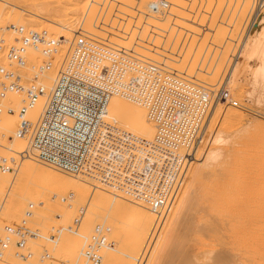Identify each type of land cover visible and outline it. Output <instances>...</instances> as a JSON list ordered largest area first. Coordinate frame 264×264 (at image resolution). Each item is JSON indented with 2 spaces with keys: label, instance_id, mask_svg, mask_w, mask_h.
<instances>
[{
  "label": "rangeland",
  "instance_id": "374dc122",
  "mask_svg": "<svg viewBox=\"0 0 264 264\" xmlns=\"http://www.w3.org/2000/svg\"><path fill=\"white\" fill-rule=\"evenodd\" d=\"M4 1H6V0H0V24H3V25L16 24V25H20V26H22L28 30H34L37 32L46 31L49 38L60 37L58 33L61 31V33H63V34L60 33V35L65 37V41H70L71 38L75 34H79V33H88V34L96 35L99 37H106V35H107V36H109V40L111 38V40L109 41L110 43H112L115 46L121 47L123 49H131L132 51L137 53V55H139V57H141L140 54L142 52L144 53V51H146L148 53L149 51H147V50H152L153 53L149 52L150 54L146 55L145 57L148 56V58L149 57H150V59L152 58L153 60L157 61V63L163 64L166 67V69L170 70L171 72H173L176 75H179L183 78H186V79H188V80H190L196 84L202 85L205 88H207L208 90L210 89L209 91H211L213 102L215 100L216 95L218 94L217 89H220V86H221V85H218L219 82H220V84H223V82L225 80H228L231 78L230 79V86L227 89L229 91L230 105L227 104V105L219 106V104H218V106L215 108V110L213 109L214 111L212 112V116H211L209 125L207 126V128L208 127L211 128L212 124H213L214 130H215V128L223 130V136L225 137L226 142L224 141L225 143L223 142L219 146L212 147V146H210V143L207 142V137H205L206 142H204V143L202 142V140L204 139L203 137L205 135V133H204V135L202 136V138L200 140V144H199L197 151L198 150L200 151L201 149L202 150L200 152H203L204 151L203 149H205V150H207V149L216 150L217 157H215L214 160H208L209 162H207L204 166L202 165L200 167V161L195 162V160H197L196 156L199 155L198 153H200V152H198L194 156L195 158H193V163H191V167H190L191 171L188 174V177L186 180L187 181L186 185H184V188L181 190L179 196L173 202L172 206L170 207L171 209L170 210L168 209V212L165 216L166 218L164 219V222L161 225L162 227L160 228V231L158 232L157 235H155L156 231H157V229L155 228V225L157 223L156 216H155V219L153 220V223H151V225H148V226L140 225V223L143 220L142 218L145 215H147V213H149L148 209H146V207H144V206L142 207V205H139V204L137 205V204L131 203L121 196H118V197L113 196L112 197V195L109 194V192H107L105 190L98 189V188H92V186L88 182L83 181L87 185H85L84 183L82 185V183H81L82 180H80V183L78 181L79 184H77V180L74 182L75 179L72 180L70 177H69L70 181L68 182V179L65 178V174H63L65 180L62 181L61 184H60V182L57 181L58 184H56L55 181L54 182L52 180L50 181L48 176H47L48 173L55 172V171L51 170L47 167H44L42 165H38L37 166L38 168L35 171H29V172L25 173V175H23V176H20V175L17 176L15 185L13 186L12 189H10L11 190L10 194H13V195H11V196L9 195L8 199L6 201H4L5 205H4V209L2 212V219L5 222L10 223V224H18V223H20L21 219L23 218V215H24V212L27 208V205L29 203L34 204L33 216L30 219L29 227L32 230H37L40 237L36 241H32L28 244V248L33 253V259L30 261L31 264H53V262H39L38 256L44 250H47L49 253H52V255L55 259H57L58 256H60V258H61V259L59 258L60 261L62 262V258H63V260H64L63 263L67 262L66 264H73V261L74 262L80 261L81 250H82L81 244H83L82 241H84L91 234L94 226L97 224H104L110 228L108 238L110 239V241H113V243H115V244H114V249H112L113 251L110 250V251L105 252V254L107 253L106 256H108L110 254V257L109 256L105 257V259L111 260V258H112L113 264H121V263L123 264L124 263L123 260H125L127 257L128 258L132 257L133 259H135L134 264H141V263L142 264H169V263L170 264H172V263L173 264H188V262L193 264V263H195V261L194 260H192V262H191V260L188 261L186 259V258H188V257H186V255L188 256V254L190 252H193L194 250L196 251L197 254L195 253L194 254L195 256H193V258H191V259H195L198 264H202L203 261H204V264L205 263L207 264L208 262H209L208 264H211L210 263L212 260V259H210L211 256H213L214 258L219 257V258H221L222 261H223V259L228 261L226 255H225L226 252L231 251V248L233 249L234 246H236V241H235L236 237H234L233 235H231L232 237L230 236V234L233 233V231H231L233 223L234 222L236 223V221L238 222V220H241L244 217V215H245V217L242 219L243 221L248 222V220H249L251 224L256 223V225L254 224V225H251L249 227L252 234H257V233L263 234L264 233V227H263L264 222L258 220V219L263 218V221H264V217H262L264 215V189H263L264 188V183H263L264 182V178H263L264 177V175H263L264 174V169H263L264 146L262 145V144H264V133H263V131H264V80L259 76L256 77L253 73L257 67V59L254 57V55L252 56V54L251 55L248 54L245 56L242 55L241 57L238 56L240 53L239 51H242L245 44L249 45L255 41L257 30L254 29V27L252 30L253 31L252 36L245 37L243 39V41L241 42L242 30H243V26L245 25V22L247 21L249 13L251 12V9H264V0H119V1L118 0H109V2H108V0H33V1L32 0H26L27 2H25V0H23V1L22 0H8L10 3H12V6L10 8H5V7L3 8ZM138 1H140V2H138ZM127 2H128V5L130 3L129 7L127 5ZM153 2L156 3V6ZM174 2H176V3H174ZM148 3H150L151 5L150 4L148 5ZM163 3H167L168 7H169L165 13L160 12V9H161V6H163ZM123 4H124V6H123ZM152 5H154V7L150 8V6H152ZM145 6L147 7V9ZM148 6H149V8H148ZM94 8H95V10H94ZM96 8L98 11L96 10ZM126 9H127V11H126ZM135 9H137V10H135ZM25 10H27L28 13L26 11V14H25L24 13ZM152 10H153V12H152ZM29 11H32V12H29ZM34 11L37 12V14H39L38 15L39 17L41 16L40 18H43L45 20L39 19L37 21V19H35V17L30 15V13L33 14ZM108 11L110 13H107ZM132 12H133V14H132ZM258 12L259 11H257V13ZM130 13H131V15H130ZM34 14L37 15L36 13H34ZM58 14L59 15L61 14L63 17V19H62L63 20L62 22H64L63 26L70 28L71 30H66L63 26L60 27V26L55 25L57 23V22H55L56 19H59V18H57ZM106 14L108 15L107 17H106ZM122 14H123V16H122ZM140 14L142 15L141 18L139 17ZM146 14H147L148 18L146 17ZM104 15L106 18L104 17ZM133 15H134L135 19H134V17H132ZM257 15H258L257 18L259 19V22L264 20V10H263V13L261 15V16H263V18H261L259 14H257ZM44 16L49 17V18H44ZM255 16H256V14H255ZM50 17H52V18H50ZM145 17H146V20H145ZM54 18H56V19H54ZM127 20H128V22H127ZM133 20H134V24H133ZM57 21L60 22L59 20H57ZM143 21H145V22H143ZM169 21L170 22L172 21V23H169ZM168 26H169V28H168ZM92 27H93V29H92ZM156 27H157V29H156ZM163 28H164V30H163ZM122 29H123V31H122ZM161 30H162V32H161ZM3 33L4 34L2 36L4 37V39H6V41L10 42L12 40L11 39L12 37H10L11 33H9L8 31H5ZM124 36H126V37H124ZM217 41H218V44H217L218 46H224L225 45L227 47L226 51L228 50V48H230V50L225 52V54L223 55V57L221 58V60L218 63V68H219L218 74H217L218 77L215 76L213 78L212 73H210L209 76H207L205 74V71H209L211 69V68L209 69V67L213 64L212 62L216 59L215 54L218 52V48L215 51L216 53H214V59H211L210 54H212V51H213L214 47L216 46L215 44L217 43ZM234 42H236V43H234ZM240 42H241V44H240ZM147 48H149V49H147ZM209 49H210V53H209ZM207 50H208V52H207ZM231 50H232L234 57L233 56L231 57L229 55L231 53ZM188 51H190V52H188ZM146 52H145V54H147ZM191 52L196 53L197 58L195 56L196 54L195 55L191 54ZM143 53L141 55L144 56ZM160 54H163L165 59L163 57H161L162 59H160V56H158ZM225 55H227V56H225ZM224 56L227 58L225 59ZM228 57H231V58L228 59ZM27 58H28L29 65H35V64H39L41 62V58L38 55V52H35V51H29ZM206 58L208 59V61ZM209 59L212 61H209ZM205 62H206V64H204ZM232 62L235 64V66H233V67H231ZM200 64H201V66L203 64L204 65L202 67H199ZM0 65L1 66L7 65V62L4 58V56L1 54H0ZM221 65H223V66H221ZM55 66H57V61L55 63ZM230 67H231V69H230ZM53 71H54V69L49 71L50 72L48 75L49 77L51 76ZM212 79H214V82H210V80H212ZM45 80H47V79L45 78ZM214 89H215V91H214ZM11 98H13V97L8 96L6 98V100L3 102L5 106H12L11 104L13 102H11ZM115 99L117 101L119 98H115ZM109 108H112L111 103H110L108 109ZM13 109L16 111L18 110V108H14V107H13ZM122 109L123 110L120 112V115H121L120 119L121 120L118 123L119 125L116 123L114 125L122 128L123 130L130 132V133L133 131L132 134L135 133L134 135L141 137L145 140H151L153 138V135H154V127L149 122V120L146 118L144 111L139 106H137L136 104H132V103L126 102L124 100H123ZM111 116L112 115L106 114L107 122H109V119ZM213 122L214 123L216 122L215 123L216 127H215ZM125 126H129V127H125ZM0 127H5L6 129H9L11 131H15V119H14V117H6V116L0 117ZM213 128H211V129H213ZM129 129L130 130L133 129V130L130 131ZM9 137H11V135L7 136L5 139H2V137H0V144H5L6 146L10 147L11 145L6 144L10 141V140L8 141V139H7ZM3 140H5L6 143H4V142L2 143ZM255 141H256V143H255ZM10 148H12V147H10ZM216 148H218V150ZM6 152L0 148V155H5L8 157V155H6L7 154ZM258 152H259V154H258ZM239 154L241 156H239ZM201 155L202 154L200 153L199 158ZM260 156H261V158H260ZM237 157H238L239 161L241 160L240 161L241 163L238 160H236ZM235 160H236V162H239V163L236 164ZM261 162H262V164H261ZM29 163H32V162L29 161ZM29 163H26V164H29ZM239 164H241V166ZM258 165H259V167H258ZM235 166H237V167H235ZM240 167L243 170H241ZM239 168H240V170H239ZM255 168H258L260 170L258 171V169H255ZM228 170H229V172H228ZM235 170L239 171V173H237V172L235 173ZM232 171H233V174H232ZM242 171L244 172L243 174H242ZM194 173H195V175L197 173L198 176L197 175L194 176L193 175ZM258 174H259V176H258ZM244 175H245V177H244ZM60 176H62V174ZM203 176H204V178H203ZM205 176H207V177L205 178ZM12 177L13 176L10 175V178H12ZM199 177H200L201 182H199ZM8 178L2 177L0 179L2 184H3V187H5L3 192L0 191V199L4 198V194L7 192V188H8V181L11 182V180H12V179L9 180ZM47 178L50 181V182L48 181V184H46ZM62 178H63V176H62ZM4 179L6 181L7 180L8 181L7 182L2 181ZM223 179H225V182ZM204 180H205V182H204ZM221 180L223 182H221ZM65 182H67L66 185L63 184ZM215 182H216V184H215ZM229 182H231L232 185ZM260 182H261V184H260ZM49 183L50 184L52 183V186L56 185L57 187L55 186L56 187L55 188L53 186L55 191H53V189L51 190L52 191V194H50L51 199L48 198V201H46L47 200L46 199L47 192H48L46 189L51 188ZM212 183H213V186H212ZM227 183H228V185L226 188ZM234 184L236 185V187ZM259 184L261 186H259ZM63 185L65 186L64 188H63ZM74 185L78 189L80 188V190H77V188H75ZM198 185H199V187H198ZM248 185H249V187H248ZM89 186H91V190L89 189ZM245 186L247 189H243V188H245ZM60 187H61V190L58 189ZM70 187H72L71 190L73 193H75L77 191L76 194H78V192H79V194L82 195L83 191H81V190L85 189L86 192L88 191V194L84 192V195H83L84 197L82 196V198L78 199V196H76V194L74 196V194L70 191H68L67 194L65 193L66 192L65 190H70V189H68ZM217 187L219 190L217 189ZM221 187L224 189V192L226 191L228 194L225 192L222 195L223 190L221 189ZM234 187H235V191L233 190ZM211 188H213L212 189L213 191L211 190ZM241 188H242V190H241ZM63 189H64V191H63ZM190 189L192 192L194 190L193 193H194L195 197L192 194V192H190ZM214 189H217L216 192L214 191ZM250 189H251V191H250ZM48 190H50V189H48ZM94 190H95V192H94ZM205 190L207 191L208 195H207ZM189 192H190L189 195L191 196V197H189L190 200H189V198L186 197ZM48 193H50V192H48ZM97 193L101 196H99ZM59 194H60V196H59ZM68 194H69V196H68ZM211 194H212V196H211ZM249 194H250V196H249ZM51 195L52 196L54 195V196L52 197ZM62 195H63V197H62ZM224 195L226 197H224ZM56 196H58V197H56ZM72 196H74L73 199H71ZM85 196L87 198L88 197L89 198L87 199V198H85ZM103 196H104V198H103ZM106 196H107V198H106ZM221 196H222V198H220ZM183 197L185 198V200H183ZM198 197H199V199H198ZM232 198H234V199H232ZM64 199H67V203L64 202L65 201ZM74 199H75V201H74ZM110 199H111V202H110ZM204 199H205V201H204ZM218 199H219V201H218ZM115 200H117L118 202ZM182 200L185 202V204H184V202H182ZM193 200H195V202ZM255 200H256V202H255ZM108 201H109L110 206L107 205ZM186 201L188 203H186ZM258 201H259V204H258ZM181 202H182V204H181ZM218 202H220V203L218 204ZM176 203H177V205H176V207H174V205ZM237 203H238V205H237ZM190 204H191V206H190ZM228 204H229V207H227ZM230 204L233 206V208H232V206H230ZM248 204H249V207H248ZM252 204H253V206H252ZM49 205H50V207H49ZM210 205H211V207H210ZM221 205L223 206V208L221 207ZM107 206H108V208L109 207L110 208L108 209ZM194 206H195V208H194ZM218 206H220V207H218ZM250 206H251V208H250ZM259 206L260 207L263 206V207H261V209H260ZM48 207L51 208L52 211L49 210ZM81 207L84 210L87 209L85 211L86 214L83 211V217L85 216L86 218L84 217V219H83V217H82L81 222L79 223L78 227L72 228V221H73L74 217L76 216L77 210ZM217 207H218V210H220V214H219V211H217ZM66 208H67V211H65ZM103 208H104V210H103ZM136 208H138V209H136ZM140 208H142V209H140ZM181 208L183 210H181ZM186 208H188V210ZM213 208H215V210H213ZM122 209H123V212H122ZM173 209L175 212L173 211ZM203 209H205V210H203ZM224 209L227 210V212L224 211ZM255 209H256V211H255ZM89 210H90V212H88ZM129 210L131 211L132 214L130 213ZM138 210H139V213H138ZM180 210H181V212H180ZM186 210H187V213H186ZM238 210H239V212H238ZM49 211H51V214ZM127 211H129V213ZM135 211L137 214L135 213ZM195 211L196 212L198 211V213H195ZM222 211H223V213H222ZM229 211H230V213H229ZM233 211H234V213H233ZM110 212L113 214L110 215ZM144 212H146V213H144ZM172 212H173V214H172ZM184 212H185V214H184ZM212 212H213V214H212ZM247 212H250V214L249 213L247 214ZM257 212L259 213V215L256 214ZM261 212H262V214H261ZM91 213H92V215H91ZM179 213H182L184 217L182 216V214L180 216ZM227 213H229V215ZM47 214H48V216H46ZM94 214H95V216H94ZM169 214L171 216H169ZM203 214L206 216H203ZM207 214H208V216H207ZM217 214L219 215V217ZM241 214H242V216H240ZM122 215H124V216H122ZM132 215H134L133 218L132 217L130 218V216H132ZM136 215H138L139 217ZM176 215H178V216H176ZM255 215H256V217H255L256 221L254 219ZM260 215H262V216H260ZM116 216H118V217H116ZM128 216H129V218H128ZM185 216H186V220H185ZM190 216L192 219H190ZM215 216H216V218H215ZM220 216H221V218H220ZM228 216H230L229 217L230 219L227 218ZM257 216H258V218H257ZM63 217H64V219H63ZM119 217H121L122 220H120ZM124 217H125V219H124ZM177 217H181V222L179 223V221H180V218H179L178 224H177ZM210 217L212 220L211 219L209 220ZM137 218H138V220H137ZM139 218L141 219L140 222H139ZM174 219H176V222ZM182 219L184 221H182ZM95 221H96V223H95ZM212 221L215 223V225H214V223H212ZM228 221H229V224H228ZM109 222H110V224H109ZM185 222L186 223L188 222L187 226H186ZM210 222H211V224H210ZM224 222H225V225H224ZM182 223H184L183 224L184 226H182ZM208 224H209V226H208ZM216 224H217V226H216ZM179 225H180V227L178 228ZM192 225H193V227H192ZM219 225L222 227V231H221V227ZM230 225H232V226H230ZM261 225H262V227H261ZM58 226H61L62 230L59 234L61 237L59 236V238L57 239L58 240V242H57V240H52V238H50V236H48V235L51 232L50 230L53 229V227L55 228ZM141 226H143L142 232H144V228L147 227L146 228L147 230L145 229V233L148 234V232H149V235L145 234L143 239H145V238H147V239H145V240L142 239L141 240L142 244H139L140 240H139V238H136V237H138L139 231H140V234H142ZM112 227H113V229H112ZM122 227H123V229H121ZM187 227H188V230H187ZM191 227H192V231L190 230ZM214 227H215V229H214ZM228 227H229V229H228ZM252 227L254 230L251 229ZM257 227H258V229H257ZM259 227L262 229H260ZM81 228H82V230H81ZM118 228H120V229H118ZM138 228H139V230H138ZM202 228H203V230H202ZM207 228H208V230H207ZM218 228L220 230H218ZM225 228H227V229H225ZM116 229H118V230H116ZM154 229H155V232H154ZM165 229H167V230H165ZM182 229H186L187 231L182 230ZM198 229H199V231H198ZM132 230L133 231L135 230L133 232L134 233L133 236H132ZM164 230H165L166 235L164 233ZM228 230H229V232H227ZM171 231H172V233H171ZM201 231H202V233H201ZM204 231H206V232H204ZM74 232H76V233H74ZM83 232H84V234H83ZM135 232H137V234ZM192 232L194 234H192ZM223 232L225 233V236L223 235L224 234ZM203 233H206V235ZM220 233H221V235H220ZM202 234L204 237L202 236ZM81 236L83 237V239ZM165 236H167V237H165ZM180 236L183 239V240L181 239V241H180ZM187 236H189V237H187ZM222 236L224 237V239ZM227 236L231 237L230 242H229V240H227V238H228ZM127 237H129L131 239L134 238V240H137L136 243L134 240L131 241V239H129ZM160 237L161 238L163 237V238L161 239ZM175 237H176V241H175ZM207 237H208V240H207ZM70 238L72 240H70ZM167 238H168V241H167ZM201 238L204 239L203 242H202ZM66 239H67V241H66ZM232 239L235 241V242L233 241L234 242L233 247L231 246L232 245ZM64 240H65L66 244H64ZM76 240H79V241L76 243ZM49 241H52L53 244L49 243ZM55 241H56V243H54ZM73 241H74V244H73ZM125 241H127V243H129V244H127ZM130 241H131V243H130ZM133 241H134L135 245H134ZM144 241H146V242H144ZM162 241H164V242H162ZM172 241H173V245H171ZM174 241H175V243H178V244L175 245ZM205 241L207 243H205ZM143 242H144V244H143ZM168 242H169V244L171 242V244L169 245ZM181 242H183L184 245H181ZM226 242H228V243L226 244ZM132 243L134 246L132 245ZM137 243H138L139 247L144 246L143 247L144 252L141 256L134 253V251L137 252V249H138L136 247ZM229 243H230V245H229ZM60 244H62L64 247L61 246ZM162 244H163V248L161 247ZM191 244H194L193 247ZM131 245L133 246V248H132V251H130V253H132V252L133 253L128 254L129 253L128 249L130 250ZM185 245H187V246H185ZM202 245L203 246L205 245V248L203 247L204 249L201 248ZM206 245L208 246V248H206ZM59 246L63 247L62 250ZM172 246H174L173 247L174 250L171 248ZM176 246H177V248H176ZM190 246H191V249L193 251L190 249ZM199 246H200V249H199ZM67 247H69V248H67ZM142 247H141V249H142ZM210 247H211V249H210ZM222 247L224 248L223 252H222V250H223ZM194 248H196L197 250ZM56 249L57 250L60 249L63 252V255L62 254L58 255L61 251L59 250L60 252H58ZM123 249H124V251H123ZM12 250H13V252L16 251L15 248H13V249L11 248V250H9V252L5 255L4 258L0 259V264H24L21 260H17L14 257ZM119 250H120V253L118 252ZM125 250H126V252H125ZM171 250H172V252H171ZM178 250H179V252H178ZM210 250H215L214 252L216 254L215 253L212 254V252H209ZM66 251L68 253V254L66 253V255L72 254L73 258L70 255L68 257L66 256V258H65L64 252H66ZM79 251H80V254H78ZM121 251H122V254H121ZM158 251L160 253H162L161 256L159 255L160 253ZM181 251H183V252L180 253ZM218 251L220 253L222 252L223 254H221V255H224V256H221L220 253H218ZM71 252H73V253H71ZM116 253H118V254H116ZM166 253H168V254H166ZM174 253H175V255H173ZM209 253H210V257H209ZM105 254L103 252L102 257L105 256ZM126 254L128 256L124 257V256H126ZM179 254H180V256H179ZM217 254H219L221 257L217 256ZM256 254L257 253H255V255H253V261L254 262H252V264H264L263 255L259 256ZM117 255H118V257L116 258ZM136 255H137V258H136ZM183 255L185 257H183ZM177 256H179V257H177ZM171 257H172V259H171ZM176 257L179 258V260H177ZM222 257H224V258H222ZM103 258H102V261H103ZM59 259H58V262H60ZM183 259H185V260H183ZM237 259H239V260H237ZM237 259H236V262L238 264L244 263L241 260L242 258H237ZM69 260H72V262H70ZM110 260H109V262H110ZM150 260H151V262H150ZM229 260H231V258ZM61 262H60V264H61ZM112 262H111V264H112ZM166 262H168V263H166ZM199 262H201V263H199ZM102 263H104V262H102ZM105 264H107V261L105 262Z\"/></svg>",
  "mask_w": 264,
  "mask_h": 264
},
{
  "label": "built area",
  "instance_id": "2783aa9c",
  "mask_svg": "<svg viewBox=\"0 0 264 264\" xmlns=\"http://www.w3.org/2000/svg\"><path fill=\"white\" fill-rule=\"evenodd\" d=\"M168 8L163 3L160 12ZM263 10L251 9L241 42L252 36L255 14L259 11L263 18ZM4 30L11 33L10 42L2 36ZM109 41L107 35L79 33L65 41L19 25L0 27V54L7 62L0 65V115H16V130L7 139L24 140L28 150L13 161L0 155V176H14L19 162L30 154L41 165L146 207L157 218V235L168 209L186 185L213 98L204 86ZM29 51L38 52L39 64H28ZM59 53L63 56L56 76L47 83L44 75L54 68ZM26 69L28 75L23 72ZM130 74H136L137 81L130 79ZM8 94L20 96L17 111L4 106ZM114 97L134 101L145 110L154 127L151 140L107 122V109ZM215 98L219 106L230 105L227 89L220 90ZM38 104L36 118H27ZM3 205L2 198L0 259L14 246V256L30 264L33 253L28 244L40 237L29 227L34 205H27L18 224L2 219ZM82 217L81 207L72 228L78 227ZM61 230V226L53 227L48 236L57 240ZM109 232L108 226L95 225L83 241L80 261L73 264H101L103 252L114 249ZM38 257L39 262L59 264L47 250Z\"/></svg>",
  "mask_w": 264,
  "mask_h": 264
},
{
  "label": "bare ground",
  "instance_id": "6f19581e",
  "mask_svg": "<svg viewBox=\"0 0 264 264\" xmlns=\"http://www.w3.org/2000/svg\"><path fill=\"white\" fill-rule=\"evenodd\" d=\"M23 1V0H22ZM33 1V0H32ZM119 1V0H118ZM3 2V1H2ZM25 2H27L26 0H25ZM35 2V1H34ZM108 2H109V0H108ZM138 2H140V1H138ZM31 3V2H30ZM154 3V2H153ZM174 3H176V2H174ZM111 4V3H110ZM147 4V3H146ZM150 3H148V5H149ZM155 4V6H156V3H154ZM170 4V3H169ZM186 4V3H185ZM122 5V4H121ZM127 5H128V2H127ZM129 5H130V3H129ZM129 5H128V7H129ZM139 5V4H138ZM141 5V4H140ZM151 5V4H150ZM12 6V3H10L8 0H6V1H4V4H3V8L5 7V8H10ZM123 6H124V4H123ZM82 7V6H81ZM131 7V6H130ZM146 7V6H145ZM144 7V8H145ZM152 7H154V5H152V6H150V8H152ZM158 7V6H157ZM137 8V7H136ZM148 8H149V6H148ZM160 8V7H159ZM158 8V9H159ZM146 9H147V7H146ZM5 10V9H4ZM94 10H95V8H94ZM93 10V11H94ZM96 10H97V8H96ZM107 10V9H106ZM131 10V9H130ZM135 10H137V9H135ZM154 10V9H153ZM153 10H152V12H153ZM26 11L27 10H25V14H26ZM98 11V10H97ZM110 11V10H109ZM107 12V13H110V12ZM126 11H127V9H126ZM141 11V10H140ZM29 12H32V11H29ZM105 12V11H104ZM27 13H28V11H27ZM34 13H36L37 14V12H35L34 11ZM31 14L30 13V15H32L33 17H35V19H37V21L40 19V20H45V19H43V18H40L38 15L39 14H37V15H35V14ZM186 13V12H185ZM118 14V13H117ZM120 14V13H119ZM132 14H133V12H132ZM175 14V13H174ZM258 13H256V16H255V23H254V29H256L257 30V34H256V38H255V41L254 42H252V44H249V45H247V44H245L244 45V47H243V49H242V51H239L240 53H239V57H241L242 55L243 56H245V55H248V54H252V56L254 55V57L257 59V67H256V69L254 70V75L257 77V76H259V77H261L263 80H264V20L263 21H260L259 22V19L257 18V15ZM28 15V14H27ZM29 15V16H30ZM130 15H131V13H130ZM173 15V14H172ZM108 15L106 14V17H107ZM122 16H123V14H122ZM125 16V15H124ZM141 14H140V18H141ZM31 17V16H30ZM37 17V18H36ZM43 17V16H42ZM61 17V18H60ZM102 17V16H101ZM104 17H105V15H104ZM105 17V18H106ZM131 17V16H130ZM132 17H134V15L132 16ZM146 17L148 18V16H147V14H146ZM146 17H145V20H146ZM172 17V16H171ZM223 17V16H222ZM44 18H49V17H45L44 16ZM50 18H52V17H50ZM57 18H59V19H56V18H54V19H56V21L55 22H57L55 25L56 26H60V27H62L63 26V23L64 22H62L63 20V17H62V15L60 14H58L57 15ZM34 19V20H35ZM76 19V18H75ZM126 19V18H125ZM134 19H135V17H134ZM137 19V18H136ZM33 20V21H34ZM57 20H59L60 22H58ZM86 20V19H85ZM54 21V20H53ZM99 21V20H98ZM136 21V20H135ZM127 22H128V20H127ZM143 22H145V21H143ZM148 22V21H147ZM78 23V22H77ZM167 23V22H166ZM169 23H172V21L170 22L169 21ZM133 24H134V20H133ZM8 25H11V24H6V25H3V24H0V27H3V28H5V27H7ZM14 25H16V24H14ZM20 26V25H19ZM97 26V25H96ZM110 26V25H109ZM164 26V25H163ZM171 26V25H170ZM64 27V26H63ZM66 30H71L70 28H67V27H64ZM108 28V27H107ZM127 28V27H126ZM147 28V27H146ZM145 28V29H146ZM168 28H169V26H168ZM62 29V28H61ZM92 29H93V27H92ZM112 29V28H111ZM125 29V28H124ZM151 29V28H150ZM156 29H157V27H156ZM171 29V28H170ZM163 30H164V28H163ZM253 30V29H252ZM6 30H4L3 32H5ZM34 31V30H33ZM60 31V30H59ZM122 31H123V29H122ZM134 31V30H133ZM58 32V31H57ZM161 32H162V30H161ZM160 32V33H161ZM10 33V32H9ZM60 33H61V31L58 33L59 34V36L62 38V37H64V36H62V35H60ZM155 33V32H154ZM4 34V33H3ZM2 34V35H3ZM61 34H63V33H61ZM164 34V33H163ZM171 34V33H170ZM76 35V34H75ZM166 35V34H165ZM10 37H12L11 35H10ZM60 37H58V38H60ZM124 37H126V36H124ZM128 37V36H127ZM12 39V38H11ZM50 39H57V37H52V38H50ZM64 39H65V37H64ZM161 39V38H160ZM110 40H111V38H110ZM189 40V39H188ZM167 41V40H166ZM223 42V41H222ZM226 42V41H225ZM151 43V42H150ZM161 43V42H160ZM214 43V42H213ZM218 44V41H217V43L215 44L216 46L214 47V49H213V51H212V54H210L211 56V59H214V53H216L215 51L217 50V48H218V52L215 54L216 56H215V60L212 62L213 64V66L211 67H209V71H205V74L207 75V76H209V74L210 73H212V77L214 78L215 76H217V74H218V70H219V68H218V63H219V61L221 60V58L223 57V55L225 54V52H227L228 50H230V48H228V50L226 51V46L224 45V46H218L217 45ZM214 45V44H213ZM152 47V46H151ZM147 49H149V48H147ZM162 49V48H161ZM167 49V48H166ZM204 49V48H203ZM206 49V48H205ZM234 49V48H233ZM147 51H149L150 53L152 52V50H147ZM191 51V50H190ZM190 51H188V52H190ZM35 52H37V51H35ZM145 52L146 51H144V56L143 55H141L140 54V56H141V58L143 59V60H145V61H153V62H157V61H155V60H153L152 58L150 59V57L148 58V56L147 57H145L146 55H148V54H150L149 52L147 53V54H145ZM159 52V51H158ZM165 52V51H164ZM167 52V51H166ZM187 52V51H186ZM206 52V51H205ZM207 52H208V50H207ZM153 53V52H152ZM204 53V52H203ZM209 53H210V49H209ZM190 54V53H189ZM191 54H196V53H192L191 52ZM227 54V53H226ZM209 55V54H208ZM228 55V54H227ZM227 55H225V56H227ZM231 57L233 56L234 57V55H233V53H232V50H231V53L229 54ZM228 55V56H229ZM35 56V55H34ZM62 54L61 53H59V54H57L56 55V57H55V63H56V61H57V66H55L53 69H54V71L52 72V74H51V76L49 77L48 75H49V73L50 72H48V73H46L45 75H44V77L47 79L46 81H47V83H50L53 79H54V77L56 76V73H57V69H58V67H59V65H60V63H61V60H62ZM158 56H160V59H162L161 57H163L164 59H165V57H164V55L163 54H160V55H158ZM168 56V55H167ZM196 56V58H197V54L195 55ZM224 56V58L226 59L227 57H225ZM231 57H228V59L229 58H231ZM249 57V56H248ZM195 58V59H196ZM251 58V57H250ZM159 59V58H158ZM207 59V58H206ZM205 59V60H206ZM224 59V60H225ZM199 60V59H198ZM232 60V59H231ZM207 61H208V59H207ZM209 61H212V60H210L209 59ZM224 62V61H223ZM227 62V61H226ZM231 62V61H230ZM209 63V62H208ZM228 63V62H227ZM29 64V63H28ZM195 64V63H194ZM204 64H206V62L204 63ZM203 64V65H204ZM223 64V63H222ZM202 65V66H203ZM201 66V64H200V66L199 67H202ZM206 66V65H205ZM221 66H223V65H221ZM233 66H235V64L232 62V65H231V67H233ZM231 67H230V69H231ZM204 68V67H203ZM233 69V68H232ZM27 70H29V69H26V70H24L23 72H25L27 75H28V71ZM193 71V70H192ZM203 71V72H204ZM191 72V71H190ZM229 73V72H228ZM218 77V76H217ZM129 78L130 79H132L134 82L135 81H137V76H136V74H130L129 75ZM231 79V78H230ZM230 79H228V80H225L224 82H223V84H220V82H219V84L218 85H221L220 86V89H217L218 90V92L220 91V90H222L223 88L224 89H228L229 88V86H230ZM200 81V80H199ZM216 81V80H215ZM210 82H214V79H212V80H210ZM256 83V82H255ZM213 85V84H212ZM207 89V88H206ZM210 90V89H209ZM214 91H215V89H214ZM8 96H12L13 98H11V102H13L11 105L14 107V108H18L19 109V106H20V101H21V98H20V96H17V95H14V94H8L6 97H5V99H4V101L6 100V98L8 97ZM115 98H119L117 101H116V99ZM217 98H215V101L213 102V105H212V108H211V111H210V113H209V116H208V119H207V122H206V125H205V135H204V139L202 140V142L204 143V142H206L205 141V137H207V142L208 143H210V146H212V147H216V146H219L221 143H223L224 141H225V137L223 136V130H221V129H216L215 128V130H214V128H213V124H212V127L211 128H213V129H211V128H207V126L209 125V122H210V119H211V116H212V112L215 110V108L218 106V102H217V100H216ZM123 100L124 101H126V102H129V103H132V104H136L137 106H139L143 111H144V114H145V116H146V112H145V110L138 104V103H136V102H134V101H131V100H128V99H124V98H120V97H114V98H112L111 99V101H110V103H111V105H112V108H109L108 110H107V115L109 114V115H112L111 117H110V119H109V123H111V124H118L119 123V121L121 120L120 119V117H121V115H120V112L123 110L122 109V105H123ZM3 101V102H4ZM110 103H109V105H110ZM4 104V103H3ZM5 106V105H4ZM11 106V107H12ZM40 104H38L33 110H31L28 114H27V118H29V119H35L36 118V116L38 115V113H39V111H40ZM109 107V106H108ZM125 108V107H124ZM214 109V110H213ZM16 111V110H15ZM126 111V110H125ZM228 111V110H227ZM231 114V113H230ZM2 116H6V117H14V119H15V130H16V127H17V124H18V120H17V117H16V115L14 114V115H0V117H2ZM146 118H147V116H146ZM221 118V117H220ZM235 119V118H234ZM238 119V118H237ZM126 121V120H125ZM124 121V122H125ZM238 121V120H237ZM217 122V121H216ZM215 122V123H216ZM214 123V122H213ZM214 123V125H215V127H216V124ZM219 123V122H218ZM226 124V123H225ZM119 125V124H118ZM121 125V124H120ZM131 125V124H130ZM125 127H129V126H125ZM233 127V126H232ZM208 130H207V129ZM263 129V128H262ZM130 130V129H129ZM131 130H133V129H131ZM130 130V131H131ZM14 132L15 131H11V130H9V129H6L5 127H0V137H2V139H5L7 136H9V135H11L12 137H13V134H14ZM133 132V131H132ZM131 132V133H132ZM130 133V132H129ZM263 133H264V131H263ZM133 134H135V133H133ZM154 136V135H153ZM209 137V138H208ZM257 139V138H256ZM255 140V139H254ZM6 143L5 142V140H3L2 141V143ZM226 142V141H225ZM224 142V143H225ZM242 142V141H241ZM255 143H256V141H255ZM6 144H8V145H11L10 147H12V148H10V147H8V146H6L5 144H0V148L2 149V150H4L7 154L6 155H8V159L9 160H11V161H13V160H15L16 159V155H18V154H21V153H23V152H27L28 150H27V144H26V142L24 141V140H20V139H15V138H13V139H11L8 143H6ZM13 145V146H12ZM246 145V144H245ZM263 146H264V144H262ZM201 146V145H200ZM261 146V145H260ZM207 147V146H206ZM23 148V149H22ZM217 150H218V148H216ZM245 149V148H244ZM248 149V148H247ZM202 150V149H201ZM200 150V151H201ZM204 151L203 152H200L199 150H198V152H200L202 155L200 156V158H199V155H200V153H198L199 155H197L196 156V158H197V160H195V162H199L200 161V167L203 165H205L207 162H209L208 160H214L215 159V157H217V152H216V150H210V149H207V150H205V149H203ZM235 150V149H234ZM238 150V149H237ZM250 150V149H249ZM261 150V149H260ZM252 151V150H251ZM260 152V151H259ZM259 152H258V154H259ZM247 153V152H246ZM241 154V153H240ZM239 154V156H241ZM244 156V155H243ZM249 157V156H248ZM195 158V157H194ZM241 158V157H240ZM260 158H261V156H260ZM234 159V158H233ZM246 159V158H245ZM236 160H238V157L236 158ZM236 160H235V162H236ZM264 160V159H263ZM29 161L30 162H32V163H29ZM239 161V160H238ZM241 161V160H240ZM239 161V162H240ZM250 161V160H249ZM239 162H236V164H238ZM26 163H29V164H26ZM193 163V162H192ZM241 163V162H240ZM257 163V162H256ZM195 164V163H194ZM235 164V165H236ZM261 164H262V162H261ZM260 164V165H261ZM38 165H41V164H39V163H37L36 162V160H34L31 156H30V154L28 155V156H26V158L25 159H22L20 162H19V164H18V167H17V172L15 173V175L12 177V178H10V175H1L0 176V179L2 178V177H5V178H8L9 180H11V182H9L8 180V188H7V192L4 194V198H3V203H4V205H5V202L4 201H6L7 199H8V197H9V195L11 196V195H13V194H10V189H12L13 188V186L15 185V182H16V177L17 176H23V175H25V173H27V172H29V171H35L38 167ZM240 166H241V164H239ZM243 165V164H242ZM42 166H44V165H42ZM199 166V165H198ZM262 166V165H261ZM44 167H46V166H44ZM220 167V166H219ZM231 167V166H230ZM233 167V166H232ZM235 167H237V166H235ZM258 167H259V165H258ZM47 168H49V167H47ZM199 168V167H198ZM241 168V167H240ZM240 168H239V170H240ZM248 168V167H247ZM49 169H51V168H49ZM255 169H258V168H255ZM263 169H264V162H263ZM51 170H54V169H51ZM196 170V169H195ZM234 170V169H233ZM241 170H243L242 168H241ZM247 170V169H246ZM260 169H258V171H259ZM55 171V170H54ZM263 171V170H262ZM261 171V172H262ZM204 172V171H203ZM221 172V171H220ZM228 172H229V170H228ZM239 173V171H236L235 170V173ZM200 173V172H199ZM234 173V174H235ZM241 173V172H240ZM244 172L242 171V174H243ZM259 173V172H258ZM62 174V173H61ZM60 174V172H58V171H55V172H51V173H48V178H49V180L51 181H55L56 182V184H58V182H60V184H61V182L62 181H64L65 180V178H67L68 179V182L70 181L69 180V176H67V175H65V178H64V175L62 174V176H63V178H62V176H60L61 175ZM232 174H233V171H232ZM194 176H196L197 175V173H196V175H195V173L193 174ZM224 175V174H223ZM238 175V174H237ZM246 175V174H245ZM245 175H244V177H245ZM253 175V174H252ZM264 175V174H263ZM262 175V176H263ZM198 176V175H197ZM240 176V175H239ZM258 176H259V174H258ZM207 176H205V178H206ZM252 177V176H251ZM261 177V176H260ZM259 177V178H260ZM48 178H47V183L46 184H48ZM72 180H74V182L77 180V184H79L80 183V180L81 179H78V178H74V177H70ZM195 178V177H194ZM202 178V177H201ZM203 178H204V176H203ZM264 178V177H263ZM66 179V180H67ZM196 179V178H195ZM234 179V178H233ZM224 180V182H225V179H223ZM231 180V179H230ZM241 180V179H240ZM2 181H6L5 179L4 180H2ZM6 181V182H7ZM49 181V182H50ZM58 181V182H57ZM78 181H79V183H78ZM246 181V180H245ZM257 181V180H256ZM73 182V183H74ZM199 182H201L200 181V177H199ZM204 182H205V180H204ZM221 182H223L222 180H221ZM82 185H83V183L85 184V185H87L85 182H83V180H82ZM211 183V182H210ZM229 183H231V182H229ZM247 183V182H246ZM264 183V182H263ZM50 184V183H49ZM63 184H67V182H65V183H63ZM215 184H216V182H215ZM214 184V185H215ZM236 184V183H235ZM234 184V185H235ZM260 184H261V182H260ZM259 184V186H261ZM76 185V184H75ZM74 185V186H75ZM197 185V184H196ZM209 185V184H208ZM227 185H228V183L226 184V188H227ZM231 185H232V183H231ZM237 185V184H236ZM236 185H235V187H236ZM241 185V184H240ZM250 185V184H249ZM249 185H248V187H249ZM254 185V184H253ZM48 186V185H47ZM50 186H51V188H47L46 190L48 191V192H50V193H48L47 192V197H46V201H48V198H50L51 199V197H50V194H52V189H53V191H55V189H54V187L56 186H52V183L50 184ZM49 186V187H50ZM73 186V185H72ZM212 186H213V183H212ZM217 186V185H216ZM247 186V185H246ZM246 186H245V188H243V189H247L246 188ZM57 187V186H56ZM55 187V188H56ZM65 186L63 185V188H64ZM67 187V186H66ZM69 187V186H68ZM186 187V186H185ZM198 187H199V185H198ZM235 187H234V191H235ZM4 188L5 187H3V184H2V182H1V180H0V191H2L3 192V190H4ZM75 188H77L76 186H75ZM93 188V187H92ZM189 188V187H188ZM251 188V187H250ZM48 189H50V190H48ZM59 190H61V187L60 188H58ZM57 189V190H58ZM68 189H70V190H65L66 192V194H67V192L68 191H70V192H72V187H70V188H68ZM89 189L91 190V186H89ZM88 189V190H89ZM206 189V188H205ZM213 188H211V190H212ZM217 189H218V187H217ZM217 189H214V191L216 192V190ZM221 189L223 190V192H222V195H223V193H225L224 192V189L221 187ZM264 189V188H263ZM77 190H80V188L78 189L77 188ZM89 190V191H90ZM96 190V189H95ZM95 190H94V192H95ZM219 190V189H218ZM230 190V189H229ZM241 190H242V188H241ZM253 190V189H252ZM63 191H64V189H63ZM76 191V190H75ZM81 191H83V194L82 195H80L79 194V192H78V194H76V192L75 193H73L74 194V196H75V194H76V196H78V199L79 198H82V196L84 195V192L85 193H87L88 194V191L86 192V190L85 189H82ZM80 191V192H81ZM93 191V190H92ZM206 191V190H205ZM213 191V190H212ZM250 191H251V189H250ZM190 192H192L191 191V189H190ZM190 192L188 193V195L186 196L187 198H189V197H191L189 194H190ZM193 192H194V190H193ZM192 192V194L194 195V193ZM218 192V191H217ZM55 193V192H54ZM64 193V194H65ZM90 193V192H89ZM206 193H207V191H206ZM214 193V192H213ZM227 193V192H226ZM231 193V192H230ZM241 193V192H240ZM252 193V192H251ZM49 194V195H48ZM94 194V193H93ZM98 194V193H97ZM228 194V193H227ZM56 195V194H55ZM71 195V194H70ZM86 195V194H85ZM90 195V194H89ZM95 195V194H94ZM93 195V196H94ZM99 195V194H98ZM105 195V194H104ZM207 195H208V193H207ZM233 195V194H232ZM235 195V194H234ZM52 196V195H51ZM54 196V195H53ZM52 196V197H53ZM59 196H60V194H59ZM65 196V195H64ZM68 196H69V194H68ZM74 196H72L71 197V199H73V197ZM81 196V197H80ZM87 196V195H86ZM85 196V198H87ZM99 196H101V195H99ZM211 196H212V194H211ZM215 196V195H214ZM249 196H250V194H249ZM56 197H58V196H56ZM62 197H63V195H62ZM61 197V198H62ZM84 197V196H83ZM92 197V196H91ZM113 197V196H112ZM118 197V196H117ZM194 197H195V195H194ZM193 197V198H194ZM224 197H226L225 195H224ZM248 197V196H247ZM253 197V196H252ZM89 198V197H88ZM87 198V199H88ZM103 198H104V196H103ZM106 198H107V196H106ZM186 198V199H187ZM209 198V197H208ZM212 198V197H211ZM220 198H222V196L220 197ZM238 198V197H237ZM242 198V197H241ZM256 198V197H255ZM86 199V200H87ZM116 199V198H115ZM120 199V198H119ZM195 199V198H194ZM198 199H199V197H198ZM207 199V198H206ZM232 199H234V198H232ZM236 199V198H235ZM243 199V198H242ZM85 200V199H84ZM118 200V199H117ZM117 200H115V201H117ZM123 200V199H122ZM183 200H185V198L183 197ZM182 200V202H184ZM189 200H190V198H189ZM214 200V199H213ZM52 201V200H51ZM50 201V202H51ZM74 201H75V199H74ZM120 201V200H119ZM179 201V200H178ZM177 201V202H178ZM192 201V200H191ZM194 202H195V200H193ZM202 201V200H201ZM204 201H205V199H204ZM212 201V200H211ZM218 201H219V199H218ZM223 201V200H222ZM99 202V201H98ZM102 202V201H101ZM110 202H111V199H110ZM118 202V201H117ZM182 202H181V204H182ZM221 202V201H220ZM220 202H218V204L220 203ZM229 202V201H228ZM255 202H256V200H255ZM123 203V202H122ZM186 203H188L187 201H186ZM191 203V202H190ZM226 203V202H225ZM29 204H31V203H29ZM28 204V205H29ZM69 204V203H68ZM88 204V203H87ZM113 204V203H112ZM184 204H185V202H184ZM193 204V203H192ZM222 204V203H221ZM235 204V203H234ZM242 204V203H241ZM240 204V205H241ZM258 204H259V201H258ZM4 205H3V209H4ZM34 205V204H33ZM60 205V204H59ZM107 205H109V201H108V204ZM115 205V204H114ZM138 205V204H137ZM176 205H177V203L174 205V207H176ZM188 205V204H187ZM216 205V204H215ZM223 205V204H222ZM221 205V207L223 208V206ZM237 205H238V203H237ZM244 205V204H243ZM256 205V204H255ZM48 206V205H47ZM94 206V205H93ZM110 206V205H109ZM182 206V205H181ZM185 206V205H184ZM183 206V207H184ZM190 206H191V204H190ZM230 206H232L231 204H230ZM252 206H253V204H252ZM49 207H50V205H49ZM48 207V208H49ZM64 207V206H63ZM92 207V206H91ZM143 207V206H142ZM173 207V208H174ZM179 207V206H178ZM210 207H211V205H210ZM218 207H220V206H218ZM218 207H217V211H219V214H220V210H218ZM227 207H229V204H228V206ZM248 207H249V204H248ZM258 207V206H257ZM260 207V206H259ZM261 207H263V206H261ZM261 207H260V209H261ZM62 208V207H61ZM107 208H108V206H107ZM110 208V207H109ZM108 208V209H109ZM194 208H195V206H194ZM202 208V207H201ZM207 208V207H206ZM232 208H233V206H232ZM250 208H251V206H250ZM47 209V208H46ZM58 209V208H57ZM64 209V208H63ZM93 209V208H92ZM95 209V208H94ZM113 209V208H112ZM121 209V208H120ZM136 209H138V208H136ZM140 209H142V208H140ZM171 208H169V210H170ZM187 210H188V208H186ZM200 209V208H199ZM248 209V208H247ZM49 210H51V208H49ZM71 210V209H70ZM87 210V209H86ZM86 210H84L83 209V211H84V213L86 214ZM103 210H104V208H103ZM134 210V209H133ZM181 210H183L182 208H181ZM181 210H180V212H181ZM187 210H186V213H187ZM190 210V209H189ZM203 210H205V209H203ZM213 210H215V208H213ZM223 210V209H222ZM235 210V209H234ZM240 210V209H239ZM239 210H238V212H239ZM52 211V210H51ZM51 211H49L50 212V214H51ZM65 211H67V208H66V210ZM99 211V210H98ZM102 211V210H101ZM130 211V210H129ZM129 211H127L128 213H129ZM141 211V210H140ZM143 211V210H142ZM173 211H174V209H173ZM193 211V210H192ZM199 211V210H198ZM198 211L196 212L195 211V213H198ZM224 211H226L227 212V210H225L224 209ZM242 211V210H241ZM240 211V212H241ZM255 211H256V209H255ZM2 212H3V210H2ZM88 212H90V210L88 211ZM93 212V211H92ZM122 212H123V209H122ZM126 212V213H127ZM148 212L149 213H147V215H143L144 217L142 218L143 220H142V222L140 223V225H143V226H148V225H151V223H153V220L155 219V215L151 212V211H149L148 210ZM170 212V211H169ZM175 212V211H174ZM177 212V211H176ZM210 212V211H209ZM246 212V211H245ZM57 213V212H56ZM130 213H131V211H130ZM135 213H136V211H135ZM138 213H139V210H138ZM144 213H146V212H144ZM178 213V212H177ZM176 213V214H177ZM189 213V212H188ZM204 213V212H203ZM222 213H223V211H222ZM229 213H230V211H229ZM229 213H227L228 215H229ZM233 213H234V211H233ZM250 214V212H247V214ZM49 214V213H48ZM48 214L46 215V216H48ZM49 214V215H50ZM111 214H113V213H111L110 212V215ZM132 214V213H131ZM137 214V213H136ZM143 214V213H142ZM172 214H173V212H172ZM180 214V216H181V214L182 213H179ZM184 214H185V212H184ZM194 214V213H193ZM212 214H213V212H212ZM226 214V213H225ZM245 214V213H244ZM256 214H258L259 215V213L257 212ZM261 214H262V212H261ZM1 215H2V213H1ZM64 215V214H63ZM69 215V214H68ZM91 215H92V213H91ZM116 215V214H115ZM135 215V214H134ZM134 215H132V216H130V218L132 217L133 218V216ZM190 215V214H189ZM218 215V214H217ZM216 215V216H217ZM73 216V215H72ZM71 216V217H72ZM94 216H95V214H94ZM122 216H124V215H122ZM136 216H138V215H136ZM169 216H171L170 214H169ZM176 216H178V215H176ZM182 216H183V214H182ZM187 216V215H186ZM186 216H185V220H186ZM203 216H206V215H204L203 214ZM207 216H208V214H207ZM216 216H215V218H216ZM234 216V215H233ZM238 216V215H237ZM240 216H242V214L240 215ZM260 216H262V215H260ZM85 217V216H84ZM84 217H83V219H84ZM112 217V216H111ZM116 217H118V216H116ZM139 217V216H138ZM141 217V216H140ZM184 217V216H183ZM193 217V216H192ZM218 217H219V215H218ZM230 216H228L227 218H229ZM244 217H245V215H244ZM243 217V218H244ZM255 217H256V215L254 216V219H255ZM262 217H264V215L262 216ZM86 218V217H85ZM98 218V217H97ZM105 218V217H104ZM120 218V220H122V218L121 217H119ZM128 218H129V216H128ZM179 218H180V221H179ZM203 218V217H202ZM214 218V219H215ZM220 218H221V216H220ZM242 218V219H243ZM248 218V217H247ZM257 218H258V216H257ZM62 219V218H61ZM63 219H64V217H63ZM116 219V218H115ZM124 219H125V217H124ZM190 219H192L191 218V216H190ZM211 219V217L209 218V220ZM230 219V218H229ZM238 220V222L236 221V223L234 224L233 223V226L232 225H230V226H232V230L231 231H233V233L232 234H230V236L231 235H233L234 237H236V239H235V241H236V246H234V240L232 239V247L234 246V248L232 249L231 248V251H229V252H226V257H227V260L228 261H226L225 259H223V261L221 260V258H219V257H213V256H211V258L210 259H212L211 260V264H236L237 262H236V259L237 258H242L241 260L244 262L243 264H252V262H254L253 261V255H255V253H257L256 255H263V258H264V233L262 234H252L251 233V231H250V226L251 225H256V223H250V221L248 220V222H245V221H243V220ZM262 219V220H261ZM261 219H258L259 221H262V222H264L263 221V218H261ZM100 220V219H99ZM129 220V219H128ZM137 220H138V218H137ZM175 220V222H176V219H174ZM212 220V219H211ZM217 220V219H216ZM226 220V219H225ZM247 220V219H246ZM252 220V219H251ZM87 221V220H86ZM119 221V220H118ZM117 221V222H118ZM133 221V220H132ZM141 221V219L139 218V222ZM178 221H179V223L181 222V217H177V224H178ZM182 221H184L183 219H182ZM206 221V220H205ZM227 221V220H226ZM253 221V220H252ZM255 221H256V219H255ZM94 222V221H93ZM106 222V221H105ZM190 222V221H189ZM207 222V221H206ZM232 222V221H231ZM95 223H96V221H95ZM156 223V222H155ZM186 223V222H185ZM188 223V222H187ZM187 223H186V226H187ZM212 223H214L213 221H212ZM218 223V222H217ZM67 224V223H66ZM109 224H110V222H109ZM184 223H182V226H184L183 225ZM191 224V223H190ZM189 224V225H190ZM210 224H211V222H210ZM228 224H229V221H228ZM139 225V226H140ZM173 225V224H172ZM195 225V224H194ZM214 225H215V223H214ZM224 225H225V222H224ZM223 225V226H224ZM227 225V224H226ZM122 226V225H121ZM143 226H141V232H142V227ZM185 226V227H186ZM208 226H209V224H208ZM216 226H217V224H216ZM220 226V225H219ZM87 227V226H86ZM85 227V228H86ZM114 227V226H113ZM113 227H112V229H113ZM128 227V226H127ZM132 227V226H131ZM137 227V226H136ZM135 227V228H136ZM180 227V225L178 226V228ZM184 227V228H185ZM192 227H193V225H192ZM192 227H191V231H192ZM207 227V226H206ZM221 227V226H220ZM261 227H262V225H261ZM264 227V226H263ZM116 228V227H115ZM114 228V229H115ZM147 228V227H146ZM146 228H144V232H142V234H140V231L138 232L139 233V235H138V237H136V238H139V240H140V242H139V244H142V242H141V240L144 238V235L146 234L145 233V229ZM153 228V227H152ZM196 228V227H195ZM200 228V227H199ZM224 228V227H223ZM256 228V227H255ZM260 228V227H259ZM79 229V228H78ZM87 229V228H86ZM118 229H120V228H118ZM118 229H116V230H118ZM121 229H123V227L121 228ZM134 229V228H133ZM137 229V228H136ZM135 229V230H136ZM205 229V228H204ZM214 229H215V227H214ZM225 229H227V228H225ZM228 229H229V227H228ZM251 229H253V227L251 228ZM257 229H258V227H257ZM260 229H262V228H260ZM81 230H82V228H81ZM134 230V231H135ZM138 230H139V228H138ZM147 230V229H146ZM150 230V229H149ZM163 230V229H162ZM165 230H167V229H165ZM165 230H164V233H165ZM175 230V229H174ZM180 230V229H179ZM182 230H185V231H187L188 230V227H187V230L186 229H182ZM181 230V231H182ZM202 230H203V228H202ZM207 230H208V228H207ZM212 230V229H211ZM218 230H220L219 228H218ZM254 230V229H253ZM77 231V230H76ZM133 230H132V236L134 235V232ZM152 231V230H151ZM198 231H199V229H198ZM210 231V230H209ZM221 231H222V227H221ZM224 231V230H223ZM81 232V231H80ZM204 232H206V231H204ZM218 232V231H217ZM227 232H229V230L227 231ZM253 232V231H252ZM261 232V231H260ZM72 233V232H71ZM70 233V234H71ZM74 233H76V232H74ZM88 233V232H87ZM115 233V232H114ZM119 233V232H118ZM136 234H137V232H135ZM171 233H172V231H171ZM177 233V232H176ZM183 233V232H182ZM189 233V232H188ZM201 233H202V231H201ZM224 233V232H223ZM231 233V232H230ZM255 233V232H254ZM66 234V233H65ZM83 234H84V232H83ZM192 234H194L193 232H192ZM191 234V235H192ZM203 234H205L206 235V233H203ZM203 234H202V236H203ZM218 234V233H217ZM235 234V235H234ZM146 235H149V232H148V234H146ZM165 235H166V233H165ZM177 235V234H176ZM182 235V234H181ZM186 235V234H185ZM184 235V236H185ZM220 235H221V233H220ZM224 236H225V233L223 234ZM86 236V235H85ZM123 236V235H122ZM168 236V235H167ZM167 236H165V237H167ZM183 236V235H182ZM61 237V236H60ZM82 237V236H81ZM135 237V236H134ZM164 237V236H163ZM162 237V238H163ZM187 237H189V236H187ZM204 237V236H203ZM209 237V236H208ZM208 237H207V240H208ZM223 237V236H222ZM228 238H227V240H229V242L231 241L230 239H231V237H229V236H227ZM63 238V237H62ZM127 238H129V237H127ZM161 238V237H160ZM161 238V239H162ZM170 238V237H169ZM226 238V237H225ZM49 239V238H48ZM82 239H83V237H82ZM129 239H131V238H129ZM145 239H147V238H145ZM145 239H143V240H145ZM181 236H180V241H181ZM202 239V238H201ZM223 239H224V237H223ZM70 240H72L71 238H70ZM128 240V239H127ZM132 240H134V238L133 239H131V241ZM183 240V239H182ZM203 240L204 239H202V242H203ZM206 240V239H205ZM206 240V241H207ZM210 240V239H209ZM48 241V240H47ZM60 241V240H59ZM66 241H67V239H66ZM79 240H76V243L78 242ZM117 241V240H116ZM129 241V240H128ZM131 241H130V243H131ZM135 241V243H136V241L137 240H134ZM134 241H133V243H134ZM161 241V240H160ZM167 241H168V238H167ZM170 241V240H169ZM175 241H176V237H175ZM175 241H174V243H175ZM201 241V240H200ZM205 241V243H207ZM226 241V240H225ZM234 241V242H233ZM52 242V241H51ZM57 242H58V240H57ZM71 242V241H70ZM126 243H127V241H125ZM144 242H146V241H144ZM144 242H143V244H144ZM162 242H164V241H162ZM166 242V241H165ZM47 243V242H46ZM53 243V242H52ZM54 243H56V241L54 242ZM82 243H83V241H82ZM133 243H132V245H133ZM135 243H134V245H135ZM167 243V242H166ZM183 242H181V245H184V243L182 244ZM194 243V242H193ZM214 243V242H213ZM216 243V242H215ZM228 242H226V244H227ZM48 244V243H47ZM64 244H66L65 243V240H64ZM70 244V243H69ZM73 244H74V241H73ZM84 244V243H83ZM83 244H81V246L83 247ZM115 244V243H114ZM127 244H129V243H127ZM126 244V245H127ZM168 244H169V242H168ZM170 244H171V242H170ZM169 244V245H170ZM178 243H175V245H177ZM212 244V243H211ZM221 244V243H220ZM61 246H63L62 244H60ZM72 245V244H71ZM130 246L131 248H130V250L128 249V251H129V253L128 254H132V253H130V251H132V248H133V246ZM138 245V243L136 244V247L138 248L137 249V252H135L134 250V253H136L137 255H139V256H141L142 254H143V252H144V246L142 247V249H141V247H139V245ZM171 245H173V241H172V244ZM188 245V244H187ZM187 245H185V246H187ZM192 245V247H193V245L194 244H191ZM229 245H230V243H229ZM61 246H59L60 248H61V250H62V248L64 247H61ZM122 246V245H121ZM128 246V245H127ZM55 247V246H54ZM58 247V246H57ZM135 247V248H136ZM161 247L163 248V244L161 245ZM165 247V246H164ZM168 247V246H167ZM173 247L174 246H172L171 248L173 249ZM183 247V246H182ZM198 247V246H197ZM205 248V245L203 246H201V248ZM214 247V246H213ZM12 249L14 248V246H12L11 247ZM11 248L9 249V250H11ZM67 248H69V247H67ZM78 248V247H77ZM151 248V247H150ZM157 248V247H156ZM169 248V247H168ZM176 248H177V246H176ZM203 248V249H204ZM206 248H208V246L206 245ZM47 249V248H46ZM51 249V248H50ZM117 249V248H116ZM127 249V248H126ZM179 249V248H178ZM190 249H191V246H190ZM194 249H196V248H194ZM199 249H200V246H199ZM210 249H211V247H210ZM223 249V250H222ZM222 252L224 251V248L222 247ZM9 250L7 251V253L9 252ZM57 250V249H56ZM60 250V249H59ZM59 250H57L58 252H60ZM122 250V249H121ZM165 250V249H164ZM174 250V249H173ZM182 250V249H181ZM192 250V249H191ZM197 250V249H196ZM206 250V249H205ZM230 250V249H229ZM107 251H110V250H106V251H104V254H105V252H107ZM113 251V250H112ZM111 251V252H112ZM123 251H124V249H123ZM177 251V250H176ZM193 251V250H192ZM195 251V250H194ZM190 252L189 254H188V256L186 255V257H188V258H186L188 261H190L191 260V262H192V260H194L195 261V263H193V264H196L197 262H196V260L195 259H191V258H193V256H195L194 254L196 253V251L195 252ZM215 250H210L209 252H212V254L213 253H215L214 252ZM220 251V250H219ZM218 251V253H220ZM227 251V250H226ZM12 252H13V250H12ZM56 252V251H55ZM62 252V251H61ZM59 253L58 255H60V254H62L63 255V252L62 253ZM119 253H120V250L118 251ZM125 252H126V250H125ZM156 252V251H155ZM159 252V251H158ZM169 252V251H168ZM171 252H172V250H171ZM178 252H179V250H178ZM183 251H181L180 253H182ZM220 253V255L221 254H223V253ZM6 253V254H7ZM65 253V258H66V256L68 257L69 255L72 257V254H69V255H66V253H67V251L66 252H64ZM71 253H73V252H71ZM160 253V252H159ZM225 253V252H224ZM5 254V255H6ZM68 254V253H67ZM75 254V253H74ZM73 254V255H74ZM78 254H80V251L78 252ZM107 254V253H106ZM106 254H105V256H103L102 258H103V261L102 262H104V263H101V264H105V262L107 261V264H111V262H112V258H111V260H110V262H109V260H106L105 259V257H110V254L108 255V256H106ZM116 254H118V253H116ZM121 254H122V251H121ZM125 254V253H124ZM161 254L162 253H160L159 255L161 256ZM166 254H168V253H166ZM191 254V255H190ZM197 254V253H196ZM216 254V253H215ZM214 254V255H215ZM13 255H14V252H13ZM35 255V254H34ZM76 255V254H75ZM103 255V254H102ZM113 255V254H112ZM137 255H136V258H137ZM149 255V254H148ZM158 255V254H157ZM172 255V254H171ZM173 255H175V253L173 254ZM219 254H217V256H220ZM78 256V255H77ZM128 255L126 254V256H124V257H127ZM138 256V257H139ZM179 256H180V254H179ZM179 256H177V257H179ZM221 256H224V255H221ZM220 256V257H221ZM5 257V256H4ZM3 257V258H4ZM15 257V256H14ZM118 257V255L116 256V258ZM147 257V256H146ZM175 257V256H174ZM176 257V258H177ZM183 257H185L184 255H183ZM209 257H210V253H209ZM213 257V258H212ZM225 257V258H226ZM16 258V257H15ZM60 258V256H58V258H57V260ZM70 258V257H69ZM68 258V259H69ZM73 258V257H72ZM76 258V257H75ZM132 257H130V258H126L125 260H123V264H134L135 263V259H131ZM153 258V257H152ZM156 258V257H155ZM164 258V257H163ZM166 258V257H165ZM170 258V257H169ZM222 258H224V257H222ZM231 258V260H229ZM17 260H19L18 258H16ZM61 259V258H60ZM60 259H59V261H60ZM77 259V258H76ZM119 259V258H118ZM171 259H172V257H171ZM204 259V258H203ZM202 259V260H203ZM67 260V259H66ZM106 260V261H105ZM177 260H179V258H177ZM183 260H185V259H183ZM205 260V259H204ZM237 260H239V259H237ZM240 260V261H241ZM63 258H62V262H61V264H66L67 262H64L63 263ZM70 262H72V260H69ZM114 261V260H113ZM116 261V260H115ZM118 261V260H117ZM157 261V260H156ZM155 261V262H156ZM198 261V260H197ZM209 261V260H208ZM60 262H59V264H60ZM150 262H151V260H150ZM206 262V261H205ZM73 263H74V261H73ZM137 263V262H136ZM154 263V262H153ZM166 263H168V262H166ZM180 263V262H179ZM187 263V262H186ZM199 263H201V262H199ZM209 263V262H208ZM207 263V264H208ZM31 264V263H30ZM112 264H113V262H112ZM122 264V263H121ZM142 264V263H141ZM170 264V263H169ZM173 264V263H172ZM188 264H191L190 262H188ZM198 264V263H197ZM202 264H204V261H203V263ZM206 264V263H205ZM238 264V263H237Z\"/></svg>",
  "mask_w": 264,
  "mask_h": 264
}]
</instances>
